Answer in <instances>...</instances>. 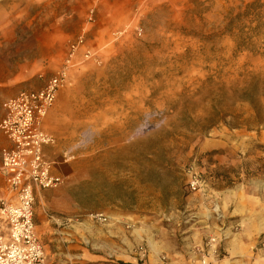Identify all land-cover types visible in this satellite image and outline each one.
Here are the masks:
<instances>
[{"label":"rangeland","instance_id":"rangeland-1","mask_svg":"<svg viewBox=\"0 0 264 264\" xmlns=\"http://www.w3.org/2000/svg\"><path fill=\"white\" fill-rule=\"evenodd\" d=\"M252 1L0 0V81L14 75L1 90L40 88L81 35L96 52L70 70L44 122L70 146L61 167L73 183L63 198L78 205L79 221L121 204L164 229L195 201L192 173L203 187L264 194V26L249 40L250 28L242 34L230 25ZM111 18L118 27L99 32ZM241 39L256 51L238 50ZM53 112L58 119L47 127ZM43 211L45 219L70 218L69 211ZM53 224L62 231L55 236L69 237V224ZM6 225L0 220V234ZM36 230L50 244L46 264H70L69 242L57 246ZM53 244L60 263L52 261ZM146 248L142 242L134 251Z\"/></svg>","mask_w":264,"mask_h":264},{"label":"crops","instance_id":"crops-1","mask_svg":"<svg viewBox=\"0 0 264 264\" xmlns=\"http://www.w3.org/2000/svg\"><path fill=\"white\" fill-rule=\"evenodd\" d=\"M109 21L108 26H101L98 31L103 33L104 30L118 27L117 22L112 24L113 18ZM83 63L78 58L76 66ZM2 65L4 62L0 59ZM13 77L1 80L0 85L11 87ZM14 91L0 89V121L5 112L4 104L15 95ZM48 119L47 127L58 119L57 113L53 112ZM49 131L53 132L52 129ZM10 145V140L0 130V161L2 150ZM69 149L68 143L62 140L46 148V157L59 164L55 166L56 172L67 181L56 190L36 192L38 206L35 222L39 230L50 235L53 243L57 241V246H60V241L69 242L70 264H119L120 261L140 264L145 257L142 254L146 255L144 264H264V194L255 197L245 194L240 188L203 187L190 195L195 201L187 203L178 218L173 215L167 218L164 229L157 225L159 221L153 216L140 213V209L129 211L121 204L107 205L102 213L88 215L90 218L82 216L79 221L78 216L82 211L78 205L67 206L63 198L64 195L68 196L67 190L73 183L68 170L61 167L68 161L66 156ZM5 189L6 183L0 177V198L5 194ZM43 210L55 213L69 211L70 218L61 217L56 221L53 218L45 219ZM138 210V213L135 212ZM0 220L3 218L0 217ZM53 223L64 227L69 224V237L55 236L62 231L53 229ZM79 225L82 226L80 232ZM129 227L133 229L129 230ZM132 233L135 234L134 240L129 235ZM212 238L217 240L209 243ZM142 242L147 243V252L134 251ZM43 244L47 254L50 244ZM52 247V261L59 257L60 263L62 253L55 251V244Z\"/></svg>","mask_w":264,"mask_h":264},{"label":"built area","instance_id":"built-area-1","mask_svg":"<svg viewBox=\"0 0 264 264\" xmlns=\"http://www.w3.org/2000/svg\"><path fill=\"white\" fill-rule=\"evenodd\" d=\"M80 52L83 62L96 54L86 48L84 35L70 44L63 63L40 88L22 89L4 104L0 130L11 145L2 150L0 161V177L6 183L0 198V217L7 224L6 233L0 234V264H46L45 248L34 221L36 192L58 188L64 177L46 157V148L57 139L45 130L44 122L59 92L68 86L70 70L77 65ZM188 185L191 191H199L203 181L192 173ZM216 240L212 238L209 243Z\"/></svg>","mask_w":264,"mask_h":264},{"label":"trees","instance_id":"trees-1","mask_svg":"<svg viewBox=\"0 0 264 264\" xmlns=\"http://www.w3.org/2000/svg\"><path fill=\"white\" fill-rule=\"evenodd\" d=\"M264 6V0H254L246 4L245 9L239 12L230 22L231 28L234 29L235 25H238L239 31L244 34L247 28H250L252 35L249 40H252L256 35L261 33L264 26L262 20V8ZM256 23L255 26H251ZM249 24L250 26H246ZM246 27V28H245ZM240 38V37H239ZM246 43V44H245ZM237 49L243 50L248 49L251 51H256V46L254 42H246V40H239L237 42Z\"/></svg>","mask_w":264,"mask_h":264}]
</instances>
